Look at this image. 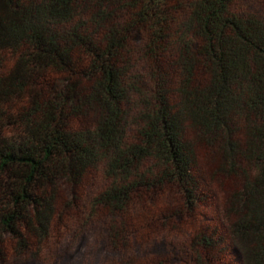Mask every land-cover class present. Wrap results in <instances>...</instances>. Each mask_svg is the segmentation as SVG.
I'll list each match as a JSON object with an SVG mask.
<instances>
[{"label":"trees","instance_id":"16d2710c","mask_svg":"<svg viewBox=\"0 0 264 264\" xmlns=\"http://www.w3.org/2000/svg\"><path fill=\"white\" fill-rule=\"evenodd\" d=\"M198 151L234 187L195 264H264V0H0V244L33 213L46 238L61 180L103 179L110 216L174 187L192 215Z\"/></svg>","mask_w":264,"mask_h":264},{"label":"rangeland","instance_id":"374dc122","mask_svg":"<svg viewBox=\"0 0 264 264\" xmlns=\"http://www.w3.org/2000/svg\"><path fill=\"white\" fill-rule=\"evenodd\" d=\"M196 161L195 174L207 197L192 215L174 187L141 188L118 215L110 216L107 207L93 200L103 189V179H93L74 190L66 180L59 181L56 212L46 238L39 239L40 226L33 213L34 229L21 230L24 246L19 247L10 234L1 235L0 264H195V257L201 260L205 253L191 248L193 236L221 224V203L234 187L232 179L216 170L209 155L198 151ZM90 224L93 227L88 229ZM109 238L117 243L114 251L103 248V239Z\"/></svg>","mask_w":264,"mask_h":264}]
</instances>
